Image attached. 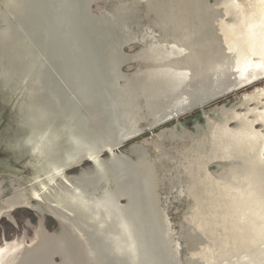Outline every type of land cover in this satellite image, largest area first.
<instances>
[{
    "label": "water",
    "instance_id": "obj_1",
    "mask_svg": "<svg viewBox=\"0 0 264 264\" xmlns=\"http://www.w3.org/2000/svg\"><path fill=\"white\" fill-rule=\"evenodd\" d=\"M264 25L238 0H0V264H264Z\"/></svg>",
    "mask_w": 264,
    "mask_h": 264
},
{
    "label": "rangeland",
    "instance_id": "obj_2",
    "mask_svg": "<svg viewBox=\"0 0 264 264\" xmlns=\"http://www.w3.org/2000/svg\"><path fill=\"white\" fill-rule=\"evenodd\" d=\"M243 6L254 8L264 25V0H238ZM251 66V77L232 88L218 93L214 97L216 105L227 104L238 99L239 97L248 95L257 88H264V49L260 52L251 54L249 57ZM233 91V92H232Z\"/></svg>",
    "mask_w": 264,
    "mask_h": 264
},
{
    "label": "bare ground",
    "instance_id": "obj_3",
    "mask_svg": "<svg viewBox=\"0 0 264 264\" xmlns=\"http://www.w3.org/2000/svg\"><path fill=\"white\" fill-rule=\"evenodd\" d=\"M259 89H260V88H257V89H255V90H253V91H256V90H259ZM253 91H252V92H253ZM232 92H233V91H232Z\"/></svg>",
    "mask_w": 264,
    "mask_h": 264
}]
</instances>
